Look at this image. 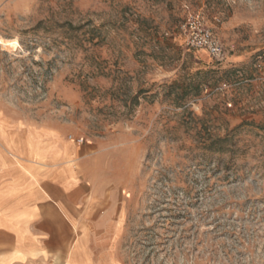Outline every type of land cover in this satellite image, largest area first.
I'll list each match as a JSON object with an SVG mask.
<instances>
[{
  "label": "rangeland",
  "instance_id": "rangeland-1",
  "mask_svg": "<svg viewBox=\"0 0 264 264\" xmlns=\"http://www.w3.org/2000/svg\"><path fill=\"white\" fill-rule=\"evenodd\" d=\"M0 40L2 111L99 151L104 257L264 264V0H0Z\"/></svg>",
  "mask_w": 264,
  "mask_h": 264
},
{
  "label": "crops",
  "instance_id": "crops-1",
  "mask_svg": "<svg viewBox=\"0 0 264 264\" xmlns=\"http://www.w3.org/2000/svg\"><path fill=\"white\" fill-rule=\"evenodd\" d=\"M98 152L0 107V264H117L93 239L118 212L96 178Z\"/></svg>",
  "mask_w": 264,
  "mask_h": 264
},
{
  "label": "built area",
  "instance_id": "built-area-1",
  "mask_svg": "<svg viewBox=\"0 0 264 264\" xmlns=\"http://www.w3.org/2000/svg\"><path fill=\"white\" fill-rule=\"evenodd\" d=\"M180 30L185 38V44L190 50H204L215 62L221 63L227 58V51L210 27L203 14H189L181 23ZM69 142L82 145L83 139L68 136Z\"/></svg>",
  "mask_w": 264,
  "mask_h": 264
},
{
  "label": "bare ground",
  "instance_id": "bare-ground-1",
  "mask_svg": "<svg viewBox=\"0 0 264 264\" xmlns=\"http://www.w3.org/2000/svg\"><path fill=\"white\" fill-rule=\"evenodd\" d=\"M0 43H4V41L0 40ZM9 44L13 45V46H17V41H11V42H8Z\"/></svg>",
  "mask_w": 264,
  "mask_h": 264
},
{
  "label": "trees",
  "instance_id": "trees-1",
  "mask_svg": "<svg viewBox=\"0 0 264 264\" xmlns=\"http://www.w3.org/2000/svg\"><path fill=\"white\" fill-rule=\"evenodd\" d=\"M211 145H214V143L213 144L211 143Z\"/></svg>",
  "mask_w": 264,
  "mask_h": 264
}]
</instances>
